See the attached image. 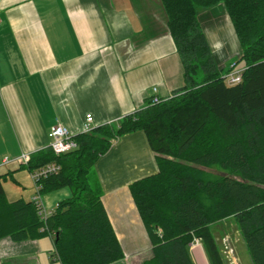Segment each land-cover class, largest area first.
I'll use <instances>...</instances> for the list:
<instances>
[{"label": "trees", "instance_id": "obj_1", "mask_svg": "<svg viewBox=\"0 0 264 264\" xmlns=\"http://www.w3.org/2000/svg\"><path fill=\"white\" fill-rule=\"evenodd\" d=\"M183 66L184 85L157 103L148 100L117 124L74 137L63 155L32 154L23 169L49 163L57 174L38 181V193L63 187L71 196L43 221L33 201L8 202L0 176V240H52L60 264H113L124 258L92 168L113 140L141 131L157 172L135 181L130 194L151 249L139 264H194L199 241L210 264H223L210 227L232 219L252 264H264V0H159ZM220 5L241 55V81L227 85L231 69L215 61L200 17ZM232 63V62H231Z\"/></svg>", "mask_w": 264, "mask_h": 264}, {"label": "crops", "instance_id": "obj_2", "mask_svg": "<svg viewBox=\"0 0 264 264\" xmlns=\"http://www.w3.org/2000/svg\"><path fill=\"white\" fill-rule=\"evenodd\" d=\"M204 33L224 67L229 58L220 64L214 51L222 34L210 40ZM183 85L159 0H0V176L6 200L32 201L36 186L28 170L3 159L49 149L51 127L61 124L75 137L87 114L94 128L114 125ZM157 170L141 131L111 141L93 165V183L124 253L113 264H139L151 249L129 186ZM70 196L63 187L40 194V200L52 214ZM39 241L1 239L0 264H41ZM50 253L48 264H60Z\"/></svg>", "mask_w": 264, "mask_h": 264}, {"label": "rangeland", "instance_id": "obj_3", "mask_svg": "<svg viewBox=\"0 0 264 264\" xmlns=\"http://www.w3.org/2000/svg\"><path fill=\"white\" fill-rule=\"evenodd\" d=\"M211 8L213 9L207 16L205 15L204 18L200 17V22L202 26L204 22L206 23L204 25H208L203 32L207 31L210 40L213 39L212 35H216L217 32V34H222L223 42L221 43V46L216 45L214 51L218 54L216 56L218 60L220 58L218 61L220 64L222 60L229 58L228 60L222 62V66L226 69L233 64L234 61L238 60L241 55V50L229 18L227 17L230 24L227 23L225 19V13L223 12L224 9L220 8L221 11H219L220 9H217L216 6ZM201 15H203V13ZM208 19H211L210 23ZM231 61L233 62L230 63ZM238 68H242L241 65ZM210 231L216 242L223 264H252L246 251L243 239L239 231L236 229L232 219H226L220 223L212 225L210 227ZM39 244L41 250V258H39V262L42 264L44 260V262L48 264L46 261L47 254L48 252L53 251L51 240L48 236H44L40 239ZM190 247L194 253L193 258L195 264H210L203 247L197 239L193 241Z\"/></svg>", "mask_w": 264, "mask_h": 264}, {"label": "built area", "instance_id": "obj_4", "mask_svg": "<svg viewBox=\"0 0 264 264\" xmlns=\"http://www.w3.org/2000/svg\"><path fill=\"white\" fill-rule=\"evenodd\" d=\"M229 69H231V71L223 75L225 84H238L241 81V73L243 68H238L233 63L229 66ZM151 101L153 103H157L159 101V98L154 96ZM92 123V116L90 114H87L82 125L81 133L87 134L91 132L94 129ZM48 135L50 138L49 149L55 155H63L77 148V144L74 141V136H72L68 129L61 124H56L55 126L51 127ZM30 156L31 155L29 154H21L19 157L13 160L4 158L3 164H7L12 161L18 163L20 166L26 165L30 160ZM59 170L60 168L57 164L49 163L44 167L40 168L39 170L31 173L36 186V194L32 201L36 205L38 214L43 221H45L51 214L47 213L42 206L40 194L38 193L39 187L37 183L42 178H46L49 175L57 174Z\"/></svg>", "mask_w": 264, "mask_h": 264}]
</instances>
